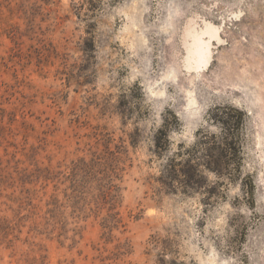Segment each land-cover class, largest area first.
Wrapping results in <instances>:
<instances>
[{"label": "rangeland", "instance_id": "rangeland-1", "mask_svg": "<svg viewBox=\"0 0 264 264\" xmlns=\"http://www.w3.org/2000/svg\"><path fill=\"white\" fill-rule=\"evenodd\" d=\"M225 105L241 180L165 186ZM0 264H264V0H0Z\"/></svg>", "mask_w": 264, "mask_h": 264}, {"label": "trees", "instance_id": "trees-1", "mask_svg": "<svg viewBox=\"0 0 264 264\" xmlns=\"http://www.w3.org/2000/svg\"><path fill=\"white\" fill-rule=\"evenodd\" d=\"M174 118L178 121L176 115ZM245 119L246 114L234 106H217L211 112V121L220 133L200 132L192 147L186 152L179 150L173 158H169L162 172V183L171 189H182L184 192L201 191L208 183L203 175L205 171L218 178L227 177L235 182L241 180L243 142L240 135ZM168 124L165 119L163 128L156 136L158 150L163 148L165 137L169 135ZM254 193L255 185L251 180L249 194Z\"/></svg>", "mask_w": 264, "mask_h": 264}, {"label": "bare ground", "instance_id": "bare-ground-1", "mask_svg": "<svg viewBox=\"0 0 264 264\" xmlns=\"http://www.w3.org/2000/svg\"><path fill=\"white\" fill-rule=\"evenodd\" d=\"M234 17L237 18L239 17V15H235ZM221 30H223L222 25L219 27H210L206 31H204L203 34L201 33L200 37L193 40L192 48H190L191 50L188 53L189 56H187V61L185 60L186 62L184 63V67L186 70L184 69L182 70V72H195L197 76L210 67L214 57V43H216V45H220L223 42Z\"/></svg>", "mask_w": 264, "mask_h": 264}, {"label": "water", "instance_id": "water-1", "mask_svg": "<svg viewBox=\"0 0 264 264\" xmlns=\"http://www.w3.org/2000/svg\"><path fill=\"white\" fill-rule=\"evenodd\" d=\"M182 73H184L185 75H188L189 74L187 71H183Z\"/></svg>", "mask_w": 264, "mask_h": 264}]
</instances>
